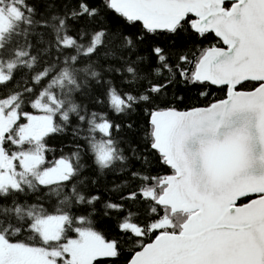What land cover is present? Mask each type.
<instances>
[{"label": "snow or ice", "instance_id": "6c2138e0", "mask_svg": "<svg viewBox=\"0 0 264 264\" xmlns=\"http://www.w3.org/2000/svg\"><path fill=\"white\" fill-rule=\"evenodd\" d=\"M0 264H264V0H0Z\"/></svg>", "mask_w": 264, "mask_h": 264}]
</instances>
